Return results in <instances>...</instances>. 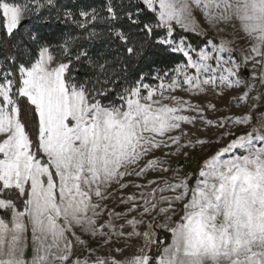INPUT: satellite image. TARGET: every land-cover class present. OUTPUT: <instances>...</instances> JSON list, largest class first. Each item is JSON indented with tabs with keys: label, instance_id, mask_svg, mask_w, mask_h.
<instances>
[{
	"label": "snow or ice",
	"instance_id": "1",
	"mask_svg": "<svg viewBox=\"0 0 264 264\" xmlns=\"http://www.w3.org/2000/svg\"><path fill=\"white\" fill-rule=\"evenodd\" d=\"M0 264H264V0H0Z\"/></svg>",
	"mask_w": 264,
	"mask_h": 264
},
{
	"label": "trees",
	"instance_id": "2",
	"mask_svg": "<svg viewBox=\"0 0 264 264\" xmlns=\"http://www.w3.org/2000/svg\"><path fill=\"white\" fill-rule=\"evenodd\" d=\"M60 5L66 6L68 9L72 11H77L80 7H97L99 8L104 0H58ZM45 16L51 15L53 17V20L50 24L45 25L43 23V20H32L27 22L25 25L26 27H31L33 31H36L40 33L41 35H44L50 39H52L53 42H55V37L60 35L61 32L68 31L69 27L71 26L70 23L66 24L63 22V11L60 12L61 16V22H56L54 17L56 16V11L53 10L51 13L48 11L44 12ZM50 34V35H49ZM77 34V33H73ZM215 151V149L213 150ZM212 153H209L211 155ZM207 158V157H203ZM203 158L200 157L199 155V149L197 150L196 153H194L189 160V163L186 162L184 164V168L187 169L188 171H195L198 169V165L202 163Z\"/></svg>",
	"mask_w": 264,
	"mask_h": 264
},
{
	"label": "rangeland",
	"instance_id": "3",
	"mask_svg": "<svg viewBox=\"0 0 264 264\" xmlns=\"http://www.w3.org/2000/svg\"><path fill=\"white\" fill-rule=\"evenodd\" d=\"M213 139H214V137H213ZM225 143H227V141H224V142H222L221 144L217 145L216 148L223 147ZM186 162L189 163V160H188V161H185V160H183V158H181L180 163H181V165L183 166V172H182V174H183V173H188V172H190V171H188L187 169L184 168V164H186ZM195 171H196V170H195ZM191 172H194V170L191 171ZM129 191H131V189H129ZM162 235H163V233H162Z\"/></svg>",
	"mask_w": 264,
	"mask_h": 264
}]
</instances>
